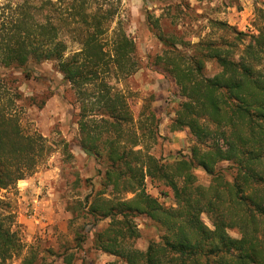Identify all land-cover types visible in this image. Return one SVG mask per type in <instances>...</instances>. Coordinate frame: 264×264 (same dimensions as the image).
<instances>
[{
  "label": "trees",
  "instance_id": "1",
  "mask_svg": "<svg viewBox=\"0 0 264 264\" xmlns=\"http://www.w3.org/2000/svg\"><path fill=\"white\" fill-rule=\"evenodd\" d=\"M118 15V0L0 2V69L30 79L34 65L52 62L73 94L77 147L96 164L99 189L69 205L76 248L90 237L93 250L112 258L106 264H264V29L247 35L213 20L219 35L192 43L147 14L161 45L148 65L175 85L180 100L169 130H186L193 140L187 154L164 161L151 153L160 137L152 97L135 117L116 86L142 65ZM208 65L217 71L208 75ZM12 85L0 77V189L31 176L53 153L44 137L21 128ZM147 181L172 205L148 194ZM136 218L157 231L144 250L134 246ZM12 226L11 213L0 214V264L13 257L42 264ZM46 253L60 264L74 258Z\"/></svg>",
  "mask_w": 264,
  "mask_h": 264
},
{
  "label": "rangeland",
  "instance_id": "2",
  "mask_svg": "<svg viewBox=\"0 0 264 264\" xmlns=\"http://www.w3.org/2000/svg\"><path fill=\"white\" fill-rule=\"evenodd\" d=\"M55 1V0H54ZM2 2V0H0ZM119 15L126 34L133 39L141 68L132 76L117 83L125 92L132 114L136 117L143 102L152 97L151 108L160 120L159 139L151 153L164 161L178 154L185 155L193 140L186 130L171 132L169 125L179 103L175 85L161 72L148 65V56L154 57L161 51L146 20L147 14L159 17L165 32H177L189 42L209 33L215 37L219 32L210 28L213 20L221 21L237 32L247 35L264 29V0H118ZM227 38L231 36H226ZM208 75L217 69L208 65ZM13 81L12 87L20 94L16 102L20 126L25 132H36L51 145L53 153L29 177L17 181L13 187L0 189V214L9 211L12 229L17 231L24 250L37 248L42 264H60L46 251L73 253L72 264H106L112 258L91 248L89 237L76 248L70 227L72 218L69 205L99 189L96 164L77 147V125L69 112L73 94L69 85L52 62L33 66V77L24 78L19 72L0 69ZM14 79V80H13ZM66 146L65 151L63 146ZM222 167L225 164L221 165ZM198 181L208 183V176L196 171ZM230 178V175L227 176ZM148 194L156 197L166 207L172 205L171 196L163 197L158 190L146 182ZM203 222L210 227L206 215ZM140 236L135 248L144 250L151 238H157L156 229L146 219L136 218ZM106 220L98 227H104ZM74 227V226H73ZM233 237L236 233L230 231ZM21 257H13L6 264H19Z\"/></svg>",
  "mask_w": 264,
  "mask_h": 264
}]
</instances>
